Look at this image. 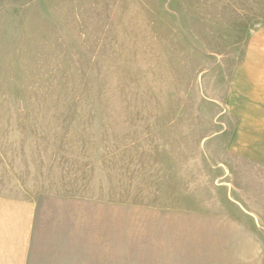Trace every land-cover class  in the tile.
<instances>
[{"label": "rangeland", "instance_id": "rangeland-1", "mask_svg": "<svg viewBox=\"0 0 264 264\" xmlns=\"http://www.w3.org/2000/svg\"><path fill=\"white\" fill-rule=\"evenodd\" d=\"M263 30L264 0H0V194L112 209L38 264H264L223 106Z\"/></svg>", "mask_w": 264, "mask_h": 264}, {"label": "crops", "instance_id": "crops-1", "mask_svg": "<svg viewBox=\"0 0 264 264\" xmlns=\"http://www.w3.org/2000/svg\"><path fill=\"white\" fill-rule=\"evenodd\" d=\"M223 106L232 123L226 149L264 169V30L232 67ZM100 207L64 195L0 194V264H38L39 259L53 258L70 239V214H112V209L103 213Z\"/></svg>", "mask_w": 264, "mask_h": 264}]
</instances>
